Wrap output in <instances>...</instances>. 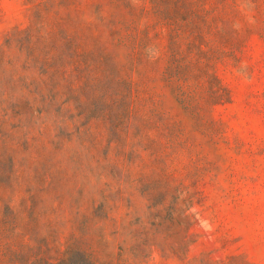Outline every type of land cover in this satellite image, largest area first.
<instances>
[{
  "label": "rangeland",
  "instance_id": "obj_1",
  "mask_svg": "<svg viewBox=\"0 0 264 264\" xmlns=\"http://www.w3.org/2000/svg\"><path fill=\"white\" fill-rule=\"evenodd\" d=\"M11 210L0 253L264 264V0H0Z\"/></svg>",
  "mask_w": 264,
  "mask_h": 264
},
{
  "label": "trees",
  "instance_id": "obj_2",
  "mask_svg": "<svg viewBox=\"0 0 264 264\" xmlns=\"http://www.w3.org/2000/svg\"><path fill=\"white\" fill-rule=\"evenodd\" d=\"M68 42L71 43V38L67 37ZM166 78L168 79L170 86L172 89H176L177 83L175 81V76L172 73V68L170 67L167 71ZM121 82H124V80H121ZM178 88V87H177ZM130 90V88H129ZM127 91V90H126ZM131 95V90L128 93V95ZM125 92L124 95V102H123V111L122 113H119L117 116V121H114L112 118V115L109 111L102 113V119L112 126L113 129H118V125H122L124 122V118L126 115L130 113V101L127 103V96ZM119 103L116 101V104L113 106H117ZM132 104V102H131ZM127 115V116H128ZM125 116V117H124ZM10 220L4 221V219L0 216V246H2V242L4 238L7 240L10 239L11 235L14 234L15 229L17 230V225L15 223V217L14 212L11 210L10 214ZM6 225V227L9 229V227L12 228L11 232L7 235H3V229L2 226ZM82 252V251H81ZM0 264H114L112 261H100L97 257L90 253H61L58 256H40V255H33L32 253H0ZM117 264V263H116Z\"/></svg>",
  "mask_w": 264,
  "mask_h": 264
}]
</instances>
